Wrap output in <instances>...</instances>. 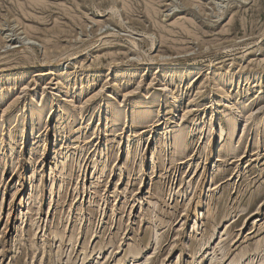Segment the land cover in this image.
<instances>
[{"label": "rangeland", "instance_id": "374dc122", "mask_svg": "<svg viewBox=\"0 0 264 264\" xmlns=\"http://www.w3.org/2000/svg\"><path fill=\"white\" fill-rule=\"evenodd\" d=\"M0 264H264V0H0Z\"/></svg>", "mask_w": 264, "mask_h": 264}, {"label": "bare ground", "instance_id": "6f19581e", "mask_svg": "<svg viewBox=\"0 0 264 264\" xmlns=\"http://www.w3.org/2000/svg\"><path fill=\"white\" fill-rule=\"evenodd\" d=\"M42 111H41V109H40V113H41ZM143 117V116H142ZM248 120V119H247ZM115 121V120H114ZM230 121V120H229ZM230 129H232L231 128V126H230ZM232 134L234 133V129H233V131L231 132ZM223 134H224V131L222 130L221 131V133H220V137L223 139ZM176 135V134H175ZM227 135V134H226ZM230 135V134H229ZM183 139H184V137H183V134L182 133H178V135L176 136V145H177V147L178 148H182V146H183ZM176 147V148H177ZM186 149V148H185ZM180 152H178V153H184L185 151L184 150H179ZM177 152V151H176ZM185 154V153H184ZM130 155V154H129ZM104 172H105V170H104Z\"/></svg>", "mask_w": 264, "mask_h": 264}]
</instances>
